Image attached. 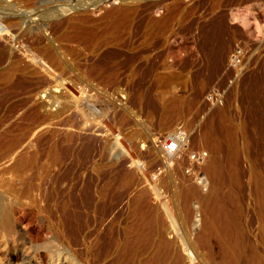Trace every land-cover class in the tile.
<instances>
[{
  "label": "rangeland",
  "instance_id": "1",
  "mask_svg": "<svg viewBox=\"0 0 264 264\" xmlns=\"http://www.w3.org/2000/svg\"><path fill=\"white\" fill-rule=\"evenodd\" d=\"M49 1L59 15L39 36L63 65L55 70L50 63V73L69 77L67 87L93 90L65 94L53 108L38 109L47 94L34 90L5 103L0 195L13 208V229L0 226V264L7 258L21 264L15 239L24 256L42 251L44 204L36 193H64L94 207L87 228H68L73 249L94 264H264V0H160L153 14L154 0L127 13L119 0L84 11L72 8L74 0ZM17 18L0 16V32H15L3 21ZM98 40L110 43L95 53ZM235 53L242 71L223 99L209 105L206 94L230 75L220 58ZM236 125L243 151L231 158L232 187L224 149L232 134L222 130ZM167 141L207 151L205 187L167 170ZM216 159L225 163L223 192L232 195L210 213L189 191L213 188ZM153 227L154 240L139 239L140 230L148 235ZM165 242L173 243L172 258L164 255Z\"/></svg>",
  "mask_w": 264,
  "mask_h": 264
},
{
  "label": "bare ground",
  "instance_id": "2",
  "mask_svg": "<svg viewBox=\"0 0 264 264\" xmlns=\"http://www.w3.org/2000/svg\"><path fill=\"white\" fill-rule=\"evenodd\" d=\"M23 1L28 2L26 8L21 12L19 7ZM75 5L72 7L76 11H84L87 9H94L101 3H105L107 0H74ZM120 9L122 12L134 11L139 7V4L143 0H119ZM161 1L154 0V2L148 8V14L156 13ZM59 8L57 5H52L49 0H0V16L13 15L19 17V19L4 20L3 24L7 29L16 30L6 35V31L0 32V38L3 41V46L0 47V125L3 123L4 115L1 116V112L6 102L21 93H31L34 90L39 97L42 94H47L46 102H42L38 109H44L47 107L53 108L55 103L61 100L65 94H73V92L86 93L91 92L93 88L90 87L87 90H77V87H67L71 83V79L64 74H59L55 70H59L63 67L61 61L54 56L52 50L48 47V44H44L43 40L39 36V30L45 34L47 32L49 19H56L59 15ZM25 16L22 19V16ZM21 18V20H20ZM132 17L130 18V21ZM24 26V27H23ZM33 29L37 30L32 33ZM122 39V36H119ZM121 39H118L116 42ZM112 42V44H113ZM110 42L96 41L94 42V52H98L99 48L103 45H107ZM126 42L119 44L118 47H125ZM128 46V45H127ZM145 52V51H144ZM170 54V52H169ZM107 57L104 54L99 55V59ZM52 63V67L55 68L54 75L50 73L52 70L49 64ZM46 75L49 78L45 77ZM108 77V75H106ZM106 77V78H107ZM156 78V77H155ZM71 80V81H70ZM86 82L87 79H83ZM66 81V82H65ZM68 81V82H67ZM78 86V85H77ZM33 87V88H32ZM32 88V89H30ZM70 88V89H69ZM52 90V91H51ZM71 90H73L71 92ZM60 92V95H57ZM6 113H10V107L6 109ZM44 115L39 116L40 118ZM48 119V118H47ZM230 132L232 137L227 143H225L224 149L228 153L226 165L231 168L228 171V177L231 179V186L236 184L235 173L232 167V156L235 153L240 152L238 141L235 139L242 133V128L239 126L225 127L222 130L223 134ZM7 137V131H3L0 134V142ZM167 141L163 144V150ZM222 147L221 145L213 146L212 151L214 154H219ZM243 151V150H242ZM209 163V159L207 165ZM225 163L216 159L211 164V175L214 179V186L205 194H199L195 191H189L192 197L199 199L204 204L207 212L215 213L221 210V204L225 198H231L229 193L224 194L223 184L219 180L221 169ZM206 165V167H207ZM183 181V180H182ZM173 183V182H172ZM206 186V182L203 180L202 187ZM233 192L232 191L230 193ZM40 197V201L44 206L39 210V213L43 215V218L39 221V233L40 236H44L42 240V251L40 253L30 252L28 256L23 255V246L18 242V239L14 240V244L17 248L14 258L16 261H20L21 264H94L92 261L88 262L85 259L84 254L75 251L70 243L69 227H75L76 229L87 228L92 221L96 219V210L92 205H87L86 200H74L71 198H64V193H36ZM4 197L0 195V226L8 232H11L13 225L11 224V217L13 215V208L5 206L3 204ZM50 223H55L54 231L50 229ZM139 239L146 238L150 241L154 240L156 230L153 227L150 229L148 235L143 230L139 231ZM27 238L34 242V237L31 234H27ZM32 245L31 247H33ZM172 242L163 243L164 255L166 258L173 257ZM0 259V263L2 262ZM12 259L7 258L4 260L6 264H12ZM14 263V262H13Z\"/></svg>",
  "mask_w": 264,
  "mask_h": 264
},
{
  "label": "built area",
  "instance_id": "3",
  "mask_svg": "<svg viewBox=\"0 0 264 264\" xmlns=\"http://www.w3.org/2000/svg\"><path fill=\"white\" fill-rule=\"evenodd\" d=\"M220 61L229 70L230 75L226 76L220 84L206 94L205 100L209 105H216L223 99L242 71L243 61L238 53L221 57ZM164 153L166 154L164 165L167 170L173 172V175L176 174L177 177L181 178L191 177L193 180L199 181L198 184L201 187L203 180L206 182L204 170L209 159L207 151L196 145L173 141L166 145ZM171 160L175 163L171 164Z\"/></svg>",
  "mask_w": 264,
  "mask_h": 264
}]
</instances>
